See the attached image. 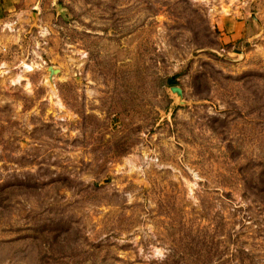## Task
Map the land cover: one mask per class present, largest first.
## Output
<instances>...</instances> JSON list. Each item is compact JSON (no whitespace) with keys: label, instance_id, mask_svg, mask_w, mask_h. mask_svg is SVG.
Wrapping results in <instances>:
<instances>
[{"label":"rangeland","instance_id":"rangeland-1","mask_svg":"<svg viewBox=\"0 0 264 264\" xmlns=\"http://www.w3.org/2000/svg\"><path fill=\"white\" fill-rule=\"evenodd\" d=\"M221 9L0 21V264H264V63L222 42Z\"/></svg>","mask_w":264,"mask_h":264},{"label":"crops","instance_id":"crops-1","mask_svg":"<svg viewBox=\"0 0 264 264\" xmlns=\"http://www.w3.org/2000/svg\"><path fill=\"white\" fill-rule=\"evenodd\" d=\"M228 9L219 10L216 23L223 43L246 51L264 63V0H221ZM38 0H0V21L21 17L35 8ZM254 15L256 21L251 18Z\"/></svg>","mask_w":264,"mask_h":264},{"label":"water","instance_id":"water-1","mask_svg":"<svg viewBox=\"0 0 264 264\" xmlns=\"http://www.w3.org/2000/svg\"><path fill=\"white\" fill-rule=\"evenodd\" d=\"M251 18L256 21V18H255V16L253 14L251 15ZM48 72H49L48 79L51 80L52 75L54 73H58V69L57 68H53V67L50 66V67H48ZM169 90L176 97L181 98V96H182V90H181L180 87H178V86H171V87H169Z\"/></svg>","mask_w":264,"mask_h":264},{"label":"trees","instance_id":"trees-1","mask_svg":"<svg viewBox=\"0 0 264 264\" xmlns=\"http://www.w3.org/2000/svg\"><path fill=\"white\" fill-rule=\"evenodd\" d=\"M166 82H167V84L170 85V86L176 84L175 81H174V79H173V77L168 78V79L166 80Z\"/></svg>","mask_w":264,"mask_h":264}]
</instances>
